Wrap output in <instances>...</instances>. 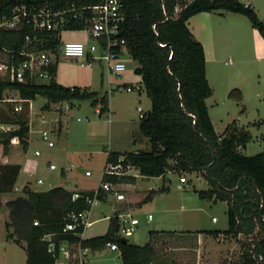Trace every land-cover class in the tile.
<instances>
[{"label":"trees","instance_id":"trees-1","mask_svg":"<svg viewBox=\"0 0 264 264\" xmlns=\"http://www.w3.org/2000/svg\"><path fill=\"white\" fill-rule=\"evenodd\" d=\"M103 0H0V15L8 14L16 5L48 6L53 10L64 9L71 4L76 7L93 6ZM124 21L118 37L123 39L130 56L136 62L134 72L141 83L151 108L139 121L140 133L148 139L149 149L124 153L109 151L106 165L130 164L139 175L162 177L168 172L182 176L183 173H199L207 182L206 190H195L201 199L227 202L228 229L224 235L237 237L254 234L257 251L264 255V150L254 155L241 152L252 140L249 129L239 126L236 119L229 122L221 134L215 130L206 100L213 95L206 76V58L203 44L195 38L188 27V20L201 12L225 11L247 16L252 27L264 38V18L255 9L239 0H121ZM178 7L179 10L175 11ZM90 17V10L84 11ZM84 19L66 29L82 30ZM24 28L19 32H6L0 36V44L10 49L22 47ZM53 32H42V37ZM58 41L50 39L46 47H54ZM56 67V66H55ZM54 79L46 84H21L0 79V98L5 89H16L26 99L38 96L50 103L89 101L92 106L101 104V115L108 107V94H100L78 86L67 87ZM234 89L230 95L233 96ZM240 100V94H237ZM244 112V107L240 113ZM17 116H0L4 123H15L19 128L0 135L4 155L9 153L11 139L28 146V107ZM255 125L258 123H254ZM19 164L0 163V210H6L7 240L24 245L26 264H55V257L48 252L43 237L62 230L72 211L89 206L87 197L93 190H69L55 186L36 191L28 185L15 193L20 174ZM135 176L102 175V183H121L134 180ZM100 187V186H99ZM167 190L150 189L143 199L150 201L155 195ZM79 197L73 199V193ZM100 201L108 195L100 190ZM38 222V224H34ZM83 227L58 238L79 241L84 247L99 250L115 242L122 264H153L157 251L153 239L170 231H150L144 245L134 244L117 235L118 219L112 217L104 235L82 239L78 234ZM188 232V231H187ZM219 236L220 231H198ZM189 233V232H188ZM191 234V233H190ZM238 264H264L256 262L247 251L242 253Z\"/></svg>","mask_w":264,"mask_h":264},{"label":"rangeland","instance_id":"rangeland-1","mask_svg":"<svg viewBox=\"0 0 264 264\" xmlns=\"http://www.w3.org/2000/svg\"><path fill=\"white\" fill-rule=\"evenodd\" d=\"M239 1L251 4L259 18H264V0ZM206 17L209 18L203 20V24L227 31L222 37L218 36L217 43L222 45L221 50L215 52V55H209L206 63V76L213 88V95L206 100L209 115L219 134L233 119H240L239 125L249 129L252 136V140L241 152L254 155L264 150V57L256 51L252 26L247 16L228 14V18L223 19L219 14H211ZM62 40L94 42L87 30H66L62 33ZM125 60L128 68L121 77L111 74L106 65L97 61L90 68L81 66L75 60L58 61L54 69L58 83L67 87L87 88L100 94L107 93L108 107L100 115V103L92 106L89 101H75L70 111L58 113L60 107H51L50 103L48 109L52 108L53 112L47 114V117L51 123L42 127L37 122V116L41 111H46L41 105L47 103V99L38 96L33 101V111L28 112V119L33 124L31 130L51 128L55 145L50 148L39 134H31L30 150L36 146L42 150L39 172L32 176L21 171L15 188L22 187L25 180L29 179L33 182L31 189L36 191L60 185L69 189L94 190L101 185L108 150L124 153L134 148L149 149L148 139L139 130L137 107L140 105L146 113L151 108V101L142 83H138L140 77L134 72L136 62L129 57ZM122 83L140 85L141 89L131 92L112 90ZM234 89L239 92L234 91L231 96ZM238 93L240 100L237 98ZM242 106L244 112L240 113ZM3 115L17 116L9 105L0 104V116ZM56 118H59L60 123L55 121ZM134 139H138L136 145L133 143ZM23 149L21 143L11 144L7 155L3 156L0 152V163H17L16 159ZM48 161L56 165V170H49ZM68 167L72 168L65 171L66 176H63L62 169ZM86 171L91 174L86 175ZM129 172L136 175L135 180L114 185L134 205L139 219L137 230L128 238L129 242L144 245L151 230L170 231L172 234L164 239L168 243L167 254L172 258L181 259L184 256V259H189V264L239 263L242 241L237 237L224 235V231L228 229L227 202L199 198L195 190L209 188L199 173H183L187 183L180 184V175L172 172H168L165 178L145 177L137 174L135 169ZM38 178L43 180L42 184L36 182ZM200 179L203 181L200 182ZM163 185L167 187L166 191L158 193L150 201H143L151 188L160 189ZM21 190L15 189V193ZM108 198L107 202L100 201L92 207L89 217L92 223L85 228V237L106 233L110 221L105 217L113 214L108 205L113 197ZM149 214L152 215L151 220L147 218ZM6 220V210H0V264H26L24 245L6 239ZM198 231H220V234L214 236L204 232L197 233ZM199 237L201 240H198ZM117 254L103 247L90 254L89 264H122Z\"/></svg>","mask_w":264,"mask_h":264},{"label":"built area","instance_id":"built-area-1","mask_svg":"<svg viewBox=\"0 0 264 264\" xmlns=\"http://www.w3.org/2000/svg\"><path fill=\"white\" fill-rule=\"evenodd\" d=\"M121 0H103L102 2L93 6L76 7L74 4L64 8L53 10L48 6L35 7L27 5H16L8 14L0 15V36L6 32H19L25 27L28 28L23 36L22 47L19 49H10L7 46L0 44V79L12 83H35L46 84L50 83L53 79L52 68L56 66L60 59L75 60L80 62L83 67L90 68L94 62H100L106 65L111 74L119 77L127 70L128 65L125 60L129 57L125 42L118 37L120 32V25L124 21V15L121 10ZM90 10V17H86L84 11ZM179 8L176 7L175 11ZM84 19V26L82 30H87L94 42L82 41H66L62 40V33L69 26ZM42 32H53L52 36L42 37ZM50 39H56L58 43L54 47H46ZM141 86H134L133 84H117L112 90L118 91H135L140 90ZM34 100L23 98L19 91L16 89H5L0 98V104L9 105L13 113H20L25 107H28V112L31 113L34 107ZM63 103H66L63 106ZM45 104H42L44 109ZM52 106H58L59 111L66 113L71 110L69 102H56L51 103ZM139 117L143 116V108L138 106ZM37 116L38 124L42 127L45 124H50L51 121L47 114H52L53 109H45ZM29 115V114H28ZM55 121L60 123L59 118ZM80 121V119H78ZM29 128L32 127V121L28 119ZM58 129L60 124L57 125ZM19 128L15 123H4L0 121V131L8 133L15 131ZM38 133L40 138L45 142L48 147H54L55 143L52 139L53 131L50 128H39ZM19 144V138L16 136L11 139V144ZM0 152L4 156L3 147L0 146ZM34 155L39 157L41 151L36 149ZM51 170H56L55 164H50ZM72 167L65 168L67 171ZM26 175H34L37 169V163L32 165L27 163L24 167ZM135 169L130 164H123L118 162L116 164H108L104 167L103 175H116L121 176H135L129 172ZM136 170V169H135ZM138 172V170H136ZM86 171V175H90ZM139 174V172L137 173ZM42 184L43 180L38 178L36 181ZM180 184L187 183L185 176H179ZM28 185L30 188L33 182L26 179L22 187L16 186V190L20 191L24 186ZM114 183H102L93 190V195L86 198L88 208L81 211H72L68 214V220L64 224L61 231L55 234H47L43 237L46 241L47 250L55 257V264H87V255L90 248L84 247L79 241H71L69 239H60L58 236H65L78 227L85 229L92 221H89L90 212L94 205L100 202V190H104L108 196H114L116 202L121 203L125 200V194L114 188ZM181 187V185H179ZM76 190V189H69ZM22 191V190H21ZM79 197L78 193H73V199ZM116 217L118 219L117 235L123 239L132 237L139 225V219L136 217L134 209H121L114 208L113 214L108 218ZM149 220L152 215L147 216ZM216 220V218H213ZM38 224V222H34ZM239 238L241 243L240 254L245 251L249 252L256 262H264V255L262 252L257 251V240L254 234L244 235L240 233ZM107 246L112 250L118 251V246L115 242L108 243Z\"/></svg>","mask_w":264,"mask_h":264},{"label":"crops","instance_id":"crops-1","mask_svg":"<svg viewBox=\"0 0 264 264\" xmlns=\"http://www.w3.org/2000/svg\"><path fill=\"white\" fill-rule=\"evenodd\" d=\"M244 4H246V3H244ZM211 14H219L220 16H222L223 19L228 18V14H233L235 16H244L242 14H237V13H232V12L216 11V12H201V13H198V14L192 16L191 18H189V20H188V27L192 31V33L195 36V38L197 40H199L203 44V47H204V50H205L206 63L208 61L209 55H211V56H212V54L215 55L222 48V45L219 46V44H218L219 43V37L218 36H221L222 37V34L225 35L227 33L226 30L225 31L224 30L222 31L221 29L219 30L218 28L210 27V26H207V25L203 24V20L209 18V17H206V16L211 15ZM251 32H252V38H253V41H254V46L256 47V51L260 52L263 55V57H264V38L253 27H252V31ZM216 39H218V40H216ZM138 83L141 84V77H140V80H139ZM139 101H140V99H139ZM138 106H140V105H138ZM148 111L149 110H147V112ZM236 120H237V123H238V121L240 119L236 118ZM238 125H239V123H238ZM239 126H242V125H239ZM32 127H33V124H32ZM32 127L29 128V133H28V146H27L26 149H23L20 152V155L16 159V161H18V162L15 163V164H19L20 166L22 164V169L20 170V172H21V171H24L23 166H25L27 163H29V164L32 165L34 162H36L37 163V169L35 170V173H34V175H36L39 172V166H40V160H39V158L42 155V150L39 147H37V146L34 147V149H31L30 150V144L32 142L31 134L32 133L39 134L38 133V129L39 128H37L36 130H34L32 132V130H31ZM39 137H40V135H39ZM137 141H138V139H134L133 140L134 145H136ZM36 149H39L41 151V155L39 157H36L34 155V151ZM135 150H143V149L134 148L132 151H135ZM109 151H116V152L122 153L119 150H111L110 149V150L107 151V154H108ZM50 164H54V163H51V161H48V163H47L48 168H49V165ZM105 166H106V163H105ZM49 170H51V169L49 168ZM51 171H54V170H51ZM61 173H62L63 176H66V172H65L64 168L62 169V172ZM166 176H167V174H166ZM158 178H162V177H158ZM202 179H200V182H202L204 180V179L203 180ZM60 186H62V185H60ZM63 187H65V186H63ZM75 187H77V186H75ZM67 189H69V188H67ZM151 189H153V188H151ZM154 190H158V189H154ZM81 191H84V190H81ZM108 197H110V196H108ZM112 197H113V201L111 200L108 203V205L112 208V211H113L114 208H117V207L118 208L124 207L125 209L131 208V209H134L136 211L134 205H132V203L126 199V196H125V200L122 202V204L116 202L114 196H112ZM108 200H109V198H108ZM105 218H107L110 221V218H108V216H106ZM152 231H164V230H152ZM84 234H85V229L83 230L82 233H80L78 235L82 239H88V238L96 237V236L85 237ZM171 234H172V232H171ZM171 234H167V235L159 234V235H156L154 237L153 243H154V246H155L156 251H157V259H156V261L153 264H189V259H184V256H182L181 259H179V258L178 259H175V257L172 258L170 256V254H167V250L168 249L166 248L167 247L166 245H168V243H166L167 241L164 238L166 236H170ZM187 235H189V234H187ZM199 236H201V235H199ZM198 240H201V237H199ZM105 247H107L111 252H117L118 253L117 256L120 258V252H119V250L118 251L112 250L107 245ZM96 251H98V250H91L90 249V251L88 252V255H87V264H89V262H90V260H89L90 259L89 258L90 254H92V253L94 254ZM120 260H121V258H120ZM121 263H122V261H121Z\"/></svg>","mask_w":264,"mask_h":264},{"label":"water","instance_id":"water-1","mask_svg":"<svg viewBox=\"0 0 264 264\" xmlns=\"http://www.w3.org/2000/svg\"><path fill=\"white\" fill-rule=\"evenodd\" d=\"M247 8H248V5H247ZM122 242H123V243H125V242H126V240L122 238Z\"/></svg>","mask_w":264,"mask_h":264}]
</instances>
